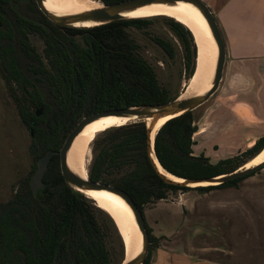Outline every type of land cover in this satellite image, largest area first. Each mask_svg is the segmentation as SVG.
<instances>
[{
	"label": "trees",
	"instance_id": "1",
	"mask_svg": "<svg viewBox=\"0 0 264 264\" xmlns=\"http://www.w3.org/2000/svg\"><path fill=\"white\" fill-rule=\"evenodd\" d=\"M112 5L128 0H96ZM163 24L184 50V75L196 70L197 46L192 33L173 18L158 16L125 19L89 28L61 27L50 21L35 0H0L1 73L19 117L31 136L32 175L8 202H0V264H122L125 245L112 218L84 194L71 189L61 173L60 155L69 134L85 117L103 111L140 105H161L176 100L162 85L154 66L140 53L130 29L144 31ZM32 35L43 41L40 53ZM150 36V35H149ZM171 58L175 47L153 36ZM43 110L38 117L37 111ZM195 112L168 121L155 136V153L162 168L183 179L204 180L243 168L264 150V136L240 155L217 163L196 156ZM89 179L126 191L143 214L148 206L168 200L172 193L238 188L250 175L219 186L185 188L166 183L154 168L148 151L145 123L104 132L96 143ZM50 151L58 152L34 196L31 179L37 163ZM106 217V218H104ZM108 220L121 244L122 258L114 259ZM148 228V227H147ZM151 264L160 239L148 228Z\"/></svg>",
	"mask_w": 264,
	"mask_h": 264
},
{
	"label": "rangeland",
	"instance_id": "2",
	"mask_svg": "<svg viewBox=\"0 0 264 264\" xmlns=\"http://www.w3.org/2000/svg\"><path fill=\"white\" fill-rule=\"evenodd\" d=\"M130 33L140 46V53L156 69L159 80L165 87H168L174 96H187L189 82L184 75V50L177 37L163 24L151 25L144 31L130 29ZM150 35V36H149ZM153 36L161 37L175 47V56L169 57L153 40ZM32 42L37 50L42 53L43 41L37 35H32ZM198 50V49H197ZM197 63V62H196ZM225 94L219 90L205 105L195 112L198 132L195 134L196 145L195 155H205L212 163L229 159L240 155L249 149L251 142L263 136L261 131L256 129L246 120H238L232 111L227 107ZM228 104V103H227ZM104 138V133L97 136L90 147L87 156V174L94 158V148L97 142ZM31 136L22 123L16 104L12 99L8 86L1 73L0 63V202H8L19 191L21 183L29 178L33 172L34 160L30 153ZM252 184L249 186L246 180L240 183L235 189V194L230 196L229 201L239 205H252L248 220L240 222L238 237L237 232L230 233V226L223 223L220 244L227 243V238L233 235V247L238 250L248 251L252 264L264 263V168L252 176ZM248 179V180H250ZM247 180V181H248ZM203 198V199H202ZM202 199V200H201ZM217 197L204 196L196 191L188 193H172L168 200L160 206H148L145 209L144 217L147 227L151 233L163 241L170 238H183L189 224H193L194 218L186 219L184 210L180 204L174 209L172 203H182L187 207L208 208L209 205H216ZM226 202V200H223ZM250 201V202H249ZM253 205L256 207L253 208ZM173 220H170V216ZM243 215V214H242ZM236 213L234 218H240ZM106 218V217H104ZM107 230L110 234V241L113 245L114 259L120 261L122 258L121 244L115 229L108 220H105ZM210 223H206L209 227ZM214 227V225H212ZM214 236H218L219 226L215 227ZM219 230V231H218ZM220 235V234H219ZM213 239V238H212ZM214 240H218L214 237ZM225 245V244H224ZM125 259V258H124Z\"/></svg>",
	"mask_w": 264,
	"mask_h": 264
},
{
	"label": "crops",
	"instance_id": "3",
	"mask_svg": "<svg viewBox=\"0 0 264 264\" xmlns=\"http://www.w3.org/2000/svg\"><path fill=\"white\" fill-rule=\"evenodd\" d=\"M204 1L215 13L227 49L224 77L219 90L222 95L225 94L226 105L235 117L240 121H248L264 136V0ZM257 140L251 142L249 148ZM248 179L245 184L249 186L253 179ZM261 189L264 192V188ZM234 192L235 189L229 188L204 194L215 195L218 199V204H210L204 209H198V203L187 208L186 203H172L174 209L180 204L186 219L194 218V223L188 225L183 238L174 237L163 242L159 238V246L152 253L151 264H252L248 251L246 253L233 247V235L227 238V243L222 238L225 245L220 244L223 233L221 224L231 223L226 224L230 226L231 232L228 234H234L235 231L238 237L239 223L245 221L244 218L248 220L253 213L252 205L229 201L228 198ZM163 202H159L156 207ZM236 213L243 215L234 218ZM172 216L170 220H173ZM207 222L210 223L209 227H206ZM216 226L220 229L218 236L211 234L215 233ZM214 237L218 240H214Z\"/></svg>",
	"mask_w": 264,
	"mask_h": 264
},
{
	"label": "water",
	"instance_id": "4",
	"mask_svg": "<svg viewBox=\"0 0 264 264\" xmlns=\"http://www.w3.org/2000/svg\"><path fill=\"white\" fill-rule=\"evenodd\" d=\"M35 2L39 10L54 24L59 25L61 27L79 28V29H89V28H94L109 23H113L116 21L125 20L127 19L125 16L148 7L161 6V5H177L180 3L189 4L193 6L195 9H197L199 13L204 17L211 30L213 38L216 42V45L218 47L216 73L214 75L212 87L209 91H207L203 95H197V96H191L185 98L178 97L176 100L166 104L140 105L126 109L103 111L85 117L76 126V128L69 134V136L65 141L64 146L59 152L61 173L65 179L66 184L71 189L84 194L88 199L89 197L86 195V192H108L121 198L131 208L136 223L142 234V250L136 257H134L130 261H126L127 259L125 258L122 264H144L150 252L151 240L142 210L138 207L136 202L126 191L101 182H93L89 179V174L87 178H83L78 174L74 173L70 169L68 164V153L75 139L88 126L104 118L117 117L127 120H134L130 124L140 123V122L146 124L147 133H148L149 157L151 159L154 168L157 170V172L163 178V180L168 184L175 185L178 187H185V188L219 186L229 181H233L239 178H244L250 175L255 170L261 168L264 165V163L249 169L240 168L239 170L233 173L222 175L216 178H210L204 180H190V179H183L176 177L182 181H175L170 179L166 174L161 172L160 168L161 169L163 168L156 157L155 147H154L155 138L153 136V130L154 127L156 126V122L168 117H172V119H174L186 113L196 111L197 109L205 105L219 91L221 87L224 77L226 59H227V49L215 13L204 0H128L112 5H105L99 2L101 4V7H97L89 11L73 14V15H60L55 12H52L46 7L45 0H35ZM196 73H197V69L195 70V74ZM42 114H43L42 109L37 111L38 117H40ZM147 120L154 121L151 127L146 123ZM57 154L58 152L50 151L44 157L39 159L37 163V170L31 179V188L33 190L35 197L38 196L39 191L44 187L43 178L48 170V166L51 159ZM166 173L169 174L168 172ZM120 235L123 238L121 233ZM123 242L125 244L126 255H127V247L124 238H123Z\"/></svg>",
	"mask_w": 264,
	"mask_h": 264
},
{
	"label": "bare ground",
	"instance_id": "5",
	"mask_svg": "<svg viewBox=\"0 0 264 264\" xmlns=\"http://www.w3.org/2000/svg\"><path fill=\"white\" fill-rule=\"evenodd\" d=\"M45 2L49 10L60 15H73L101 7V4L96 0H45ZM158 16L173 18L183 24L192 33L198 49L196 61L197 73L189 81L188 95L182 96V98L203 95L212 87L218 58V47L206 20L193 6L183 3L148 7L125 17L127 19H141ZM171 119L172 117H168L156 122L153 130L154 138L157 132ZM133 121L110 117L88 126L75 139L70 148L68 153L70 169L79 176L87 178V156L97 136L109 129L129 125ZM146 123L151 127L154 121L147 120ZM263 163L264 150L242 169H249ZM160 170L170 179L182 181L167 174L163 169L160 168ZM86 195L99 209L105 211L112 218L122 234L127 247V255L125 249L126 261H130L136 257L142 250V234L131 208L121 198L108 192H86Z\"/></svg>",
	"mask_w": 264,
	"mask_h": 264
}]
</instances>
